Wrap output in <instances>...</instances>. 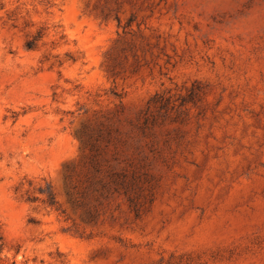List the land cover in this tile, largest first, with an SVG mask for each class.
I'll use <instances>...</instances> for the list:
<instances>
[{"label": "rangeland", "instance_id": "obj_1", "mask_svg": "<svg viewBox=\"0 0 264 264\" xmlns=\"http://www.w3.org/2000/svg\"><path fill=\"white\" fill-rule=\"evenodd\" d=\"M0 236V264H264V0H0Z\"/></svg>", "mask_w": 264, "mask_h": 264}, {"label": "trees", "instance_id": "obj_2", "mask_svg": "<svg viewBox=\"0 0 264 264\" xmlns=\"http://www.w3.org/2000/svg\"><path fill=\"white\" fill-rule=\"evenodd\" d=\"M44 32L43 29H39L35 33L28 36L26 40V47L28 49H35L38 47L39 41L43 38ZM20 189V187L18 188ZM22 190V189H20ZM39 191L45 195V198H43V202L47 203L48 205L55 207L56 209H60L59 201L57 200L56 194L52 188L51 185H48L47 187H40ZM22 196L26 198V200L29 201H35L38 200L39 197L32 194L29 189L22 192ZM2 248L1 244V236H0V251Z\"/></svg>", "mask_w": 264, "mask_h": 264}]
</instances>
